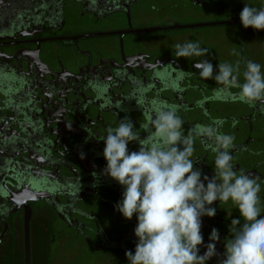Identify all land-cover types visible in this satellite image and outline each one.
Here are the masks:
<instances>
[{
	"label": "flooded vegetation",
	"instance_id": "1",
	"mask_svg": "<svg viewBox=\"0 0 264 264\" xmlns=\"http://www.w3.org/2000/svg\"><path fill=\"white\" fill-rule=\"evenodd\" d=\"M72 1L78 6V10L82 9V15H88L95 21L94 26L88 28L89 25H67L65 8ZM135 3L136 0H0V191L6 189L5 192L18 194L23 190L26 194L27 186L32 185V196L37 199L28 201L32 210L31 264V223L34 217H43L45 221L48 216L47 227L57 219L66 228L76 231L79 237H86L88 227L85 222L95 219V216L78 210L77 204L87 196L97 194L100 188L110 189L123 197V186L103 172L107 164L103 156V139L107 128H115L120 120L128 118L134 124V131L141 139L145 138L148 133L141 125L147 123L146 117L152 103L175 106L178 114L187 113L209 101L238 102L245 104L251 113L249 118L243 120L251 123L254 118H264V101H257L252 105L240 102L237 87L230 89L232 95L226 99L217 98L215 90L223 87L219 85L204 102L186 100V92L193 89L189 85L193 75L201 78L193 63L173 57L157 59L143 53L127 55L125 51L128 48L125 39L133 35L227 29L230 26L244 28L240 20L241 11H236L239 9L232 6V2L226 1L229 19L207 20L189 25L168 21L152 29L170 26L199 27L147 33L134 31L151 29H133L128 27V23L127 27L116 24L121 23V14H129ZM190 3V8L204 9L209 13L219 11L218 0H191ZM173 7L180 6L175 4ZM260 8H264L263 3L258 9ZM113 16L117 18L108 21ZM103 21L105 25L101 29L99 25ZM219 23L226 24L203 26ZM258 32L264 35V30ZM105 38H116L109 45L112 49L106 50L113 55L103 51L91 59L92 51L83 49L82 45ZM257 46H254L255 50ZM62 51L82 57L75 70L70 71L60 59ZM242 55L240 62L245 71L247 59L243 49ZM46 57L50 58L51 63L46 61ZM212 64L216 74L219 64ZM178 69L190 74L180 79ZM93 81L98 87L103 85L100 89L102 99L97 98V92L90 84ZM225 122L222 119H211L208 124L187 123L182 128L185 136L191 132L193 140L200 143L206 155L213 157L214 169L210 168L206 159L192 158L194 168L202 173V180L204 176L209 179L215 176V140L197 135L195 129L198 125L210 126L217 135H227ZM232 123L235 126L238 122L234 120ZM139 148L138 141L128 145L129 153L138 151ZM247 148L246 144L234 143L229 151L234 157ZM81 153L84 154L83 159ZM239 169L234 165L235 171ZM247 174L264 182V178L255 171ZM204 183L207 184V181ZM36 191L44 194L40 197ZM21 200L18 201L20 204ZM38 202H43L55 214L47 215V209H35ZM219 203L220 201H216L211 207L217 211ZM24 205L25 203H12L0 195V264H4L7 258L5 244L10 223L15 216L22 233L21 236L19 234L22 244L21 264H25ZM134 217L137 218L136 215ZM201 219L204 241L198 246L199 254L203 255L207 251L206 246L211 242L210 234L215 228L219 232V240L215 242L217 255L207 264H220L226 251V243L219 228L217 212L214 217L203 216ZM134 229L135 227L130 234H120L115 239H110L107 232L98 227L95 232L98 241L96 245L90 242V246L96 251L119 249L124 255L128 248L132 249L129 241L136 237ZM132 252L135 254V251Z\"/></svg>",
	"mask_w": 264,
	"mask_h": 264
},
{
	"label": "clouds",
	"instance_id": "2",
	"mask_svg": "<svg viewBox=\"0 0 264 264\" xmlns=\"http://www.w3.org/2000/svg\"><path fill=\"white\" fill-rule=\"evenodd\" d=\"M244 28L264 30V8L248 4L240 12ZM177 58L201 57L209 54L199 42L188 41L174 45ZM203 80L215 79L222 88L215 90L218 99L232 95V87L239 88L240 102L252 105L264 101V72L262 66L247 61L243 72L244 83L238 82L240 61L235 65L219 63L214 66L207 60L195 63ZM190 73L179 70L183 79ZM97 98L102 99V84L90 82ZM141 127L148 135L141 139L128 118L119 121L117 127L107 128L104 137L103 156L107 162L103 172L123 186V197L115 205L125 219L137 216L134 229L138 243L135 254L127 251L129 264H207L217 255L215 242L219 232L213 228L207 251L199 254L204 238L201 233L202 217H214L216 201L232 202L239 210L240 218L231 221V238L226 240V251L220 264H264V215H262L260 190L256 177L243 170L237 175L232 164L230 149L234 137L217 135L210 126L198 125L195 132L215 140V176L209 179L194 168L193 137L185 136L183 120L177 108L162 103H152ZM153 128L155 129L153 131ZM138 141V151L129 153L130 142ZM81 158L84 154L81 153ZM95 173V172H94ZM93 173V175H94ZM96 175V173H95ZM94 175V176H95ZM207 181V184L204 183Z\"/></svg>",
	"mask_w": 264,
	"mask_h": 264
},
{
	"label": "rangeland",
	"instance_id": "3",
	"mask_svg": "<svg viewBox=\"0 0 264 264\" xmlns=\"http://www.w3.org/2000/svg\"><path fill=\"white\" fill-rule=\"evenodd\" d=\"M191 0H136L129 14H121V23L119 26H131L133 29H152L166 22L171 21L181 25H189L202 23L207 20H226L229 19V11L226 10V1L232 2L231 5L242 11V7L248 4L251 7L259 8L264 0H218L220 1L216 13L205 12L204 9L190 8ZM178 4L176 8L173 5ZM66 17L67 25L70 27L89 25L88 28L95 25V21L90 16L82 15V9L78 10V6L72 1L67 4ZM236 13V12H235ZM237 14V13H236ZM120 16V15H119ZM117 18L113 16L108 19ZM99 25L103 29V24ZM210 34L209 36H206ZM215 34V35H214ZM116 38H105L102 41H89L84 43L83 49L92 51L91 59L98 53H113L108 52L110 44ZM188 41L199 42L202 48H207L209 54L201 57L184 58L190 63L195 64L202 60H209L211 63H229L235 65L237 61L243 58L242 49L245 50L247 61L251 60L259 63L264 72V35H261L258 30L249 28H241L240 26H230L225 29H198L186 31H174L166 33H150L128 36L125 39L126 54L143 53L147 56L165 59L168 57L177 58L175 56L176 44H184ZM100 43V44H98ZM244 45V47H243ZM257 46L256 50L254 46ZM109 47V48H108ZM108 49V51H106ZM106 51V52H105ZM117 54V53H116ZM82 57L74 55L72 52L62 51L60 59H62L70 71L75 70L80 65ZM46 61L51 63L50 58L46 57ZM56 62V60L54 61ZM244 67L240 62V72L238 74V82L244 83ZM215 75V71H214ZM189 85L193 86L186 92V100H200L204 102L212 94L215 87L219 86L215 79L203 80L202 78L193 75L189 81ZM206 108V109H205ZM249 108L242 103H222L209 101L203 103L196 109L190 110L187 113H178L177 115L183 120V127L187 123L208 124L211 119L225 120V132L227 135L234 137L236 145H248L246 151H241L233 157V165H237L240 171L245 173L255 171L259 176L264 178V118H254V121L248 123L243 120L250 116ZM238 123L234 126L233 121ZM192 158H204L210 163V168L214 169L213 157L207 156L200 143L193 140ZM261 186L259 193L262 215H264V182L257 180ZM122 198L110 189L100 188L97 194L87 196L77 204V209L85 213L95 216L93 220H87L88 230L86 237H79L77 232L66 228L61 221L51 222L47 227V217L44 221L43 217L32 220L31 223V246H32V264H129L126 253L122 255L121 250H104L96 251L91 248L90 242L95 245L97 243L96 230L98 227L104 229L110 239H115L120 234H130L131 230L137 226L138 219L133 216L131 220L125 219L121 213L116 210L115 205ZM47 209L43 202H38L35 209ZM45 214L53 213L50 208ZM217 216L219 220V228L224 236L226 243L227 239L231 238L229 231L232 219L240 218L239 210L231 201L227 203H219L217 207ZM241 224L244 222L242 218ZM82 221V220H81ZM84 222V221H83ZM53 223L55 229L53 228ZM20 228V227H19ZM18 228L17 217H13L9 227L8 240L5 244V252H7L6 261L4 264H21L22 260V244L19 238L21 230ZM19 229V230H18ZM132 249L135 251L138 243V238L135 237L129 241ZM122 255V256H121Z\"/></svg>",
	"mask_w": 264,
	"mask_h": 264
},
{
	"label": "water",
	"instance_id": "4",
	"mask_svg": "<svg viewBox=\"0 0 264 264\" xmlns=\"http://www.w3.org/2000/svg\"><path fill=\"white\" fill-rule=\"evenodd\" d=\"M226 23H219V24H206L203 26H212V25H224ZM202 26V25H201ZM199 26H170L166 28H158V29H151V30H140V31H134L136 33H147V32H153V31H165V30H175V29H188V28H195ZM165 65V64H164ZM4 186V185H3ZM26 194L23 190L20 191L18 194H14L10 191L5 192L6 189L3 191H0V195H3L6 197L7 200H9L12 203H15L17 205H24V245H25V264H31V247H30V221L32 218V210L31 207L28 205V201L36 200L37 198H34L32 196L33 190L32 185L29 184L27 186ZM23 193V194H22ZM36 194L38 196H42L44 192L36 191ZM22 199V200H21ZM21 200L20 204L18 201Z\"/></svg>",
	"mask_w": 264,
	"mask_h": 264
}]
</instances>
